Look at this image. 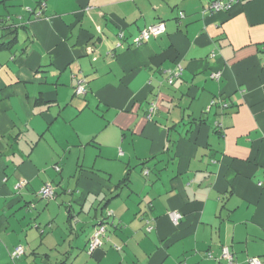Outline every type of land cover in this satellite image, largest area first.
Wrapping results in <instances>:
<instances>
[{
    "label": "crops",
    "instance_id": "crops-1",
    "mask_svg": "<svg viewBox=\"0 0 264 264\" xmlns=\"http://www.w3.org/2000/svg\"><path fill=\"white\" fill-rule=\"evenodd\" d=\"M211 1L0 0V264H264V0Z\"/></svg>",
    "mask_w": 264,
    "mask_h": 264
},
{
    "label": "built area",
    "instance_id": "built-area-1",
    "mask_svg": "<svg viewBox=\"0 0 264 264\" xmlns=\"http://www.w3.org/2000/svg\"><path fill=\"white\" fill-rule=\"evenodd\" d=\"M232 0H212L208 7L204 8L202 13L204 12H212V11H219V10H228L231 7ZM41 15V11L35 12V16L39 17ZM179 16L182 17L183 14L179 12ZM165 23L163 21H159L154 24L147 25L143 29L140 30L139 34L134 38V43H141L142 41L148 39L150 36H157L165 31ZM181 72V67L177 66L175 70H169L168 73L170 74L167 78V82L171 83L173 78L178 76ZM213 77L217 78L219 76L218 72L213 73ZM85 92L84 87L82 85V81L79 80L74 87V93L76 95L83 94ZM226 105V104H224ZM154 106L150 107V111H152ZM147 173V171H145ZM24 182L18 183L16 187H20ZM260 184V183H259ZM38 194L44 198H51L54 195V187L50 184H44L42 187H40ZM108 214H111L109 211ZM179 213L173 212L170 214V217L173 221H177L179 218ZM147 230H150V227H146ZM104 226L99 227L93 236L91 237L90 241L87 244V252H92L98 245H100V234L103 232ZM23 254V248L21 246H16L10 253V259L14 260L21 256ZM208 256H211L210 253H208ZM221 257L225 260L226 264H234V258L233 254L230 251L229 247L227 245H224L222 247V253ZM248 264H262L259 257H250L248 258Z\"/></svg>",
    "mask_w": 264,
    "mask_h": 264
},
{
    "label": "trees",
    "instance_id": "trees-1",
    "mask_svg": "<svg viewBox=\"0 0 264 264\" xmlns=\"http://www.w3.org/2000/svg\"><path fill=\"white\" fill-rule=\"evenodd\" d=\"M43 7H41V9H42ZM41 9L39 10V11H41ZM35 14V13H34ZM41 14H42V11H41ZM41 16V15H40ZM39 16V17H40ZM11 26H7V27H5V29H7V33H12V32H15L16 30L15 29H11L10 28ZM15 37L13 38V40L11 39L10 41H8V42H0V47L2 46V47H7V44H12L15 40ZM75 94V93H74ZM154 110V109H153ZM153 110L152 111H150V113L151 112H153ZM150 158H153V157H150ZM144 162H146V161H144ZM129 170V169H128ZM145 171H147V170H145ZM145 171H144V173H145ZM147 173H148V171H147ZM147 173H145V174H147ZM128 171H126V173H125V175H124V177L122 178V181H125V180H127L128 179ZM261 184V183H260ZM23 185V184H22ZM21 185V186H22ZM20 186V187H21ZM43 186V185H42ZM54 194H55V190H54ZM39 195V194H38ZM40 196V195H39ZM41 198H43V199H50V198H44V197H42V196H40ZM53 197H54V195H53ZM53 197H51V198H53ZM108 201H109V197H104L103 199H101V201L99 202V204H98V207H96V210L99 212V217L97 218V221H96V223L93 225V230H92V233L90 234V236H89V238H88V240H87V242H86V245H85V249H86V247H87V244H88V242L90 241V239H91V237L93 236V234L95 233V231L99 228V227H101V226H104V230H103V232L99 235L100 236V240H101V243H100V245H102L103 243H104V241L106 240V239H108V234L110 233V226L112 225V221H110V219H112V217H113V211L110 209V208H107V205H108ZM31 206H33V205H31ZM111 212V214H108V212ZM100 245H98L97 247H99ZM20 246V245H19ZM22 247V246H21ZM96 247V248H97ZM15 248V247H14ZM23 248V247H22ZM95 248V249H96ZM94 249V250H95ZM93 250V251H94ZM86 251H87V249H86ZM25 252H24V249H23V254H24ZM91 253V252H90Z\"/></svg>",
    "mask_w": 264,
    "mask_h": 264
},
{
    "label": "rangeland",
    "instance_id": "rangeland-1",
    "mask_svg": "<svg viewBox=\"0 0 264 264\" xmlns=\"http://www.w3.org/2000/svg\"><path fill=\"white\" fill-rule=\"evenodd\" d=\"M90 113H92V112H90ZM97 119H98V117L97 116H95ZM108 208V207H107ZM62 213H63V210H62ZM59 222H62V220H63V216H60L58 219H57ZM44 224V223H43ZM58 225H60L61 226V224H59V223H57ZM64 231H65V233H67L68 231H66L65 229H64ZM82 238V237H81ZM66 242H68V240H66ZM67 244V243H66Z\"/></svg>",
    "mask_w": 264,
    "mask_h": 264
}]
</instances>
